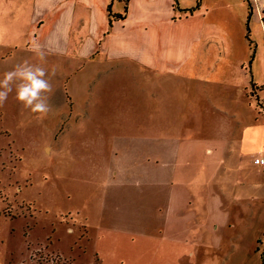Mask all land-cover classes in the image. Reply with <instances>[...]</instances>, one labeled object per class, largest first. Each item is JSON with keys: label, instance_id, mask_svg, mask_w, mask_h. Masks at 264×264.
<instances>
[{"label": "rangeland", "instance_id": "374dc122", "mask_svg": "<svg viewBox=\"0 0 264 264\" xmlns=\"http://www.w3.org/2000/svg\"><path fill=\"white\" fill-rule=\"evenodd\" d=\"M204 1L211 22L197 45L209 61L202 76L90 89L40 57L51 110L33 113L15 91L0 106V264H101L95 233L107 182L143 186L161 174L142 140L149 128L180 148L176 182L215 191L228 214L207 232V200H192L197 212L182 214L194 227L190 253L174 264H264V172L254 162L264 156V0ZM14 65L1 64L0 79ZM85 104L91 117L80 115Z\"/></svg>", "mask_w": 264, "mask_h": 264}, {"label": "crops", "instance_id": "0c3cea01", "mask_svg": "<svg viewBox=\"0 0 264 264\" xmlns=\"http://www.w3.org/2000/svg\"><path fill=\"white\" fill-rule=\"evenodd\" d=\"M193 2L128 0L124 12L123 0H0V65L9 67L18 60L39 65L41 57L47 66L62 63L70 72L66 77L90 89L134 84L136 79L146 80L145 86L152 78L164 82L168 76L184 83L202 76L209 64L197 45L210 32V5ZM90 106L80 105V115L91 117ZM143 134L148 156L162 163L161 174L144 180L143 186L131 185L140 184L138 179L122 185L107 182L109 193L101 200L95 233L100 257L96 249L94 255L101 264L179 262L190 253L186 236L194 228L182 214L197 212L190 207L196 198L207 200V232L228 221L218 193H198L176 182L174 166L181 150L173 147V140L163 139L165 130L149 128ZM242 138L245 145L246 131ZM111 184L117 188L110 194Z\"/></svg>", "mask_w": 264, "mask_h": 264}, {"label": "clouds", "instance_id": "9594fccd", "mask_svg": "<svg viewBox=\"0 0 264 264\" xmlns=\"http://www.w3.org/2000/svg\"><path fill=\"white\" fill-rule=\"evenodd\" d=\"M55 75V72L52 73ZM48 71L40 66L22 62L3 73L0 79V106L15 91V98L33 113L46 115L51 106L48 93L53 91Z\"/></svg>", "mask_w": 264, "mask_h": 264}, {"label": "built area", "instance_id": "2783aa9c", "mask_svg": "<svg viewBox=\"0 0 264 264\" xmlns=\"http://www.w3.org/2000/svg\"><path fill=\"white\" fill-rule=\"evenodd\" d=\"M255 1L256 3L258 2V0H253ZM264 7V2H262V8ZM260 9V7H258ZM254 162L261 166L262 169H263V172H264V156L263 155H258V156H255L254 157Z\"/></svg>", "mask_w": 264, "mask_h": 264}, {"label": "trees", "instance_id": "16d2710c", "mask_svg": "<svg viewBox=\"0 0 264 264\" xmlns=\"http://www.w3.org/2000/svg\"><path fill=\"white\" fill-rule=\"evenodd\" d=\"M124 1V12H126L127 10V4H128V0H123ZM176 1V0H175Z\"/></svg>", "mask_w": 264, "mask_h": 264}]
</instances>
